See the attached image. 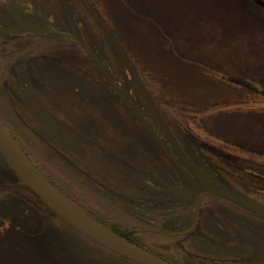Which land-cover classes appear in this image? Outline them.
<instances>
[{
	"label": "flooded vegetation",
	"instance_id": "1",
	"mask_svg": "<svg viewBox=\"0 0 264 264\" xmlns=\"http://www.w3.org/2000/svg\"><path fill=\"white\" fill-rule=\"evenodd\" d=\"M65 2L77 31L63 0H0V122L19 148L89 217L170 264L245 263L239 259L244 249L264 264V220L206 195L207 182L240 192L222 178L209 156L216 154L217 143L201 130L193 136L181 124L176 132L123 60L134 97L105 57L95 55L99 66L87 57L78 45L79 31L89 48L77 14L95 18L87 0ZM64 48L80 49L85 57L59 54ZM73 68L104 102L67 85L71 78L65 74ZM156 82L173 93L175 101L168 104L180 106L178 92L161 84L157 75ZM90 112L98 119L93 134L78 127V113Z\"/></svg>",
	"mask_w": 264,
	"mask_h": 264
},
{
	"label": "rangeland",
	"instance_id": "2",
	"mask_svg": "<svg viewBox=\"0 0 264 264\" xmlns=\"http://www.w3.org/2000/svg\"><path fill=\"white\" fill-rule=\"evenodd\" d=\"M87 1L94 13L106 21L108 28L118 39L140 81L148 89L166 121L176 132H179L177 127L181 124L183 128H188L193 136H198L197 132L202 128L204 133L209 135L206 138L213 144L217 143L214 145L216 154L212 152L209 156L218 164L222 178L241 193L264 205V84L255 80L253 66L254 60L255 63L262 64L264 53L259 51L255 55L254 51L252 54L243 53L242 57H227V47L223 53L219 47L217 50L202 51L204 53L199 54L202 57H195L196 55H191L188 51L184 52L185 54L177 52L174 57H162L167 55L164 50L175 52L181 49L183 52L186 48L183 47L179 36L174 39L169 34V39L165 40L160 36L159 30L173 33L176 24L181 33L187 32L193 26L203 27L207 32L201 30L198 39H211L207 29L208 23L204 18L210 14L204 8L206 0H198L194 4L198 8L194 14V10L190 8L191 0H168L169 4L163 0ZM129 4L135 6L130 7ZM210 6L214 7V4L210 2ZM55 9L58 11L57 7ZM91 17L82 11L77 14L87 45L97 57L107 59L112 70L121 79V84L134 97L135 87L120 55L100 25ZM226 24L222 22L217 27H226ZM149 27L153 28L156 36L152 35ZM240 34L241 32L238 35ZM253 35L252 38H263L254 33ZM259 42L264 44L262 40ZM61 52L59 54L74 59L85 57L80 49L64 48ZM167 59L172 66L178 63L183 68L198 67V70L191 71L192 77L203 76L221 80L222 83L234 87L232 94L225 97L222 95L225 92L214 95L207 91L205 94L209 93L210 96H203L198 92L200 88L193 89L188 84L177 85L174 72L173 78L168 80L164 63H157L165 60L166 67ZM65 75L71 78L67 85L94 95L95 102H104L98 99L99 96L95 94L97 91L92 90L91 84H84L76 68ZM156 75L161 84L173 87L178 92L177 100L180 106L185 104L187 109L177 104L169 105L174 103V95L167 88L157 84ZM196 93L201 97H196ZM65 101L76 103L71 99ZM108 103L105 101V105ZM228 115L233 118L231 124L235 125L234 133L229 131V126H226L228 122L224 121ZM77 117L82 120L78 127L86 130L88 134L96 132V114L78 113ZM217 135L222 140H217ZM8 172L9 168L0 153V175L5 180L8 179ZM239 259L245 261L239 264H257L251 253L248 254L245 249ZM0 264L134 263L78 234L29 193L8 191L0 193Z\"/></svg>",
	"mask_w": 264,
	"mask_h": 264
},
{
	"label": "water",
	"instance_id": "3",
	"mask_svg": "<svg viewBox=\"0 0 264 264\" xmlns=\"http://www.w3.org/2000/svg\"><path fill=\"white\" fill-rule=\"evenodd\" d=\"M69 20L77 31V26L74 21L72 13L69 14ZM100 21V20H99ZM109 39L115 46L116 50L126 60V56L118 45L117 41L107 29V27L100 21ZM78 44L82 47L88 57H90L97 65L98 62L93 54L87 49L82 41L80 33L78 32ZM99 66V65H98ZM101 71V70H100ZM140 84V83H139ZM115 88V84L111 82ZM141 86V84H140ZM145 94V93H144ZM119 97L123 100L126 109L134 114L131 105L127 99L118 90ZM0 153L4 160L12 169L13 173L20 182H13L8 180L7 183L0 175V192L21 190L33 195L43 206L52 212L63 223L70 228L98 244L99 246L111 251L112 253L127 259L136 264H168L142 250L127 243L116 235L98 225L68 200H66L55 188H53L45 178L34 168L30 161L26 158L23 152L19 149L14 140L10 137L6 129L0 123ZM206 194L220 197L235 203L236 205L253 212L264 218V206L243 196L232 188L220 187L214 184L205 185Z\"/></svg>",
	"mask_w": 264,
	"mask_h": 264
},
{
	"label": "trees",
	"instance_id": "4",
	"mask_svg": "<svg viewBox=\"0 0 264 264\" xmlns=\"http://www.w3.org/2000/svg\"><path fill=\"white\" fill-rule=\"evenodd\" d=\"M131 1L138 2L139 0ZM163 1H166L167 4H169L168 0ZM197 1L198 0L190 1V8L194 10L192 11V14H194V12L198 10V8L194 6ZM210 2L214 4V7L210 6ZM126 3L128 2L126 1ZM205 4V10L210 13L208 16H204V18H206L207 20V29H209L208 34L212 36L211 39H207L206 41H200L198 39L201 30V32H207L205 31L206 29L203 30V27L200 28L197 26H193L192 28L188 29L187 32L181 33L180 28L176 24L175 31L173 32L174 34L165 33V30L164 32H161L159 30L160 36H163L162 39L165 40L169 39V34H171L174 39H177L179 36L180 41H182L183 47L186 48V50H184L183 52L180 51L181 49H177L175 52L164 50V54L167 55H164L162 57H174L177 52L185 54L184 52L186 51H188L191 55H196L195 57H202L201 55H199L204 53L202 51L208 52L212 50H217L219 49V47V50L222 53L223 51H226L227 47V57H239V55L240 57H242L243 53L252 54L254 51L255 55L259 51L261 53H264V44L259 42V40L264 41V0H206ZM129 6L134 7L135 5L133 4V6H131L129 4ZM224 15H228V17L226 18ZM204 18L202 17V19ZM222 22L227 23L226 27H217ZM151 27H149V29L151 30L152 35L156 36V32ZM240 32L241 34L239 36L238 34ZM253 33L263 38H252L254 37ZM172 45L174 46L175 43ZM189 57L191 56L189 55ZM166 63L167 66L165 67L164 60V69L167 70V79L173 78V71L175 74L177 85L181 84V86H185L188 84L192 86L193 89L200 88L198 89V92L202 93L203 96H210L209 93L207 95L205 94L207 93V91L212 94H216L218 92H225L224 94H222L225 97H228L232 94L234 87L222 83L221 80L218 81L216 80V78H205L203 76L192 77L191 71L198 70V67H195L193 69L183 68L178 63L176 64V66H172L169 59H167ZM253 66L255 71V80L259 83L264 84V61H262V64H258L255 63L254 60ZM196 97L201 96L200 94L196 93ZM231 118L232 117L226 116L225 120L226 122H228L226 126L231 125ZM232 131H235V126L233 127Z\"/></svg>",
	"mask_w": 264,
	"mask_h": 264
}]
</instances>
